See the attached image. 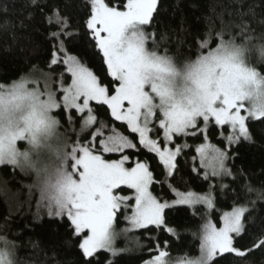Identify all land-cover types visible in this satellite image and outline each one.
<instances>
[{
  "label": "snow or ice",
  "instance_id": "6c2138e0",
  "mask_svg": "<svg viewBox=\"0 0 264 264\" xmlns=\"http://www.w3.org/2000/svg\"><path fill=\"white\" fill-rule=\"evenodd\" d=\"M30 2L41 11L47 31L48 72L33 66L9 84L0 83V166L33 177L25 187L38 195V208L67 222L66 243L78 253L76 264H101L104 253L126 252L116 241L131 232L158 230L178 238L167 210L215 209L218 197L229 190L231 210L215 223L203 218L193 233L197 254L172 258L168 241L153 244L156 238L149 235V259L143 264H256L257 255L264 256V222L248 224V204L256 201L238 204L237 190L211 182L225 177L236 182L227 166L236 158L233 148L254 142L251 125L264 124V33L257 35L245 22L247 13H240L237 24L221 20L218 30L210 23L185 48L187 33L160 31L155 23L159 0H87L82 26L72 22L67 5L45 13L47 4ZM85 36L103 61L108 83L73 52ZM250 56L259 58V67ZM60 66L65 71L53 75ZM94 103L106 106L127 134L101 122ZM209 129H216L224 147L208 142ZM190 136L204 140L192 158L198 177L204 170L208 188L203 193L180 191L175 184L177 157L191 147L177 141ZM144 151L152 154L164 181L157 179L149 159L140 158ZM165 183L174 199L153 194L155 184ZM241 187L254 191L247 183ZM258 199L264 201V193ZM17 248L15 240L0 235V264H16Z\"/></svg>",
  "mask_w": 264,
  "mask_h": 264
},
{
  "label": "trees",
  "instance_id": "16d2710c",
  "mask_svg": "<svg viewBox=\"0 0 264 264\" xmlns=\"http://www.w3.org/2000/svg\"><path fill=\"white\" fill-rule=\"evenodd\" d=\"M39 2L41 5L47 4L48 7L43 9L45 13L56 6L67 5V12L75 25L82 26L87 19V0H39ZM118 2L119 0H113L114 4ZM241 12L247 13L244 20L255 29L257 35L264 33V0H159L155 23L160 25V31L168 29L182 34L187 33L189 44L185 45V48H188L193 38L209 30L210 23L214 24L217 30L221 26V20L225 25L240 23ZM80 31L84 32L83 27ZM192 50L195 51V48L193 47ZM73 52L80 55L85 64L104 83L109 82L103 61L86 36L78 42V47ZM49 54L50 44L41 11L32 7L30 0H0V83L9 84L29 73L33 66L48 72ZM249 61L259 67L258 57L250 56ZM63 71H65L63 66L57 67L53 75L58 76ZM36 74L40 75V72H35L34 75ZM92 106L101 122L127 134V130L121 127L119 122L112 121L106 106L95 103ZM251 132L254 142H244L238 147L234 146L233 154L236 158L227 162V166L236 174V182H232V177H225L223 181L214 178L211 182L217 186L222 182L230 185V189L237 190L239 196L235 202L238 204L256 201L254 206L248 204L252 209L248 224L254 219L255 223L260 225L264 222V201L258 199V194L264 193V124L253 123ZM208 137L212 144L224 147L219 141L216 129H209ZM185 141L191 147L185 148L177 157L180 171L176 173L175 184L179 186L180 191L191 190L203 193L208 188V184L202 181L204 170H200V177L192 171L194 164L192 158L197 156L195 147L203 143V137L181 138L177 143H185ZM106 158L116 159L118 155L106 154ZM140 158L149 159L157 179L165 180V177L160 175V168L152 160V154L144 151L140 154ZM195 165L199 167L198 157ZM240 169L243 170L244 179L240 178L238 171ZM31 183L33 177L22 175L19 171L14 173L10 167L0 166V235L15 240L18 245L16 264H76L78 253L66 243L69 236L67 222L49 217L45 209L37 207L38 195L35 192L30 195L25 187ZM245 183L250 184L254 191L249 193L244 190L241 186ZM153 194L164 199L175 198L174 193L168 191L166 183L163 187L155 184ZM233 203L232 192L229 190L218 197L215 209L211 211H207L202 205H198L195 210L188 206L167 210L169 225L176 230L178 238L158 230L152 233L132 232L127 236H121L116 243L117 248L128 250L116 257L111 256L110 253L102 254L99 257L101 264H107L109 260L112 264H143V261L149 259L147 239L149 235L156 238L152 241L153 244L157 240L161 244L167 240L172 258H176L182 252H192L195 255L199 241L193 233L198 232L204 222L203 218L211 217L213 222H217L222 212L231 210ZM119 227L123 228L124 224L121 223ZM246 240L247 238L241 243ZM221 264H227V261H221ZM256 264H264V256L258 254Z\"/></svg>",
  "mask_w": 264,
  "mask_h": 264
},
{
  "label": "rangeland",
  "instance_id": "374dc122",
  "mask_svg": "<svg viewBox=\"0 0 264 264\" xmlns=\"http://www.w3.org/2000/svg\"><path fill=\"white\" fill-rule=\"evenodd\" d=\"M35 77H39V75L38 74H36V75H34ZM204 142V141H203ZM208 142L209 143H211V141L210 140H208ZM212 144V143H211ZM219 179V178H218ZM197 193H201V192H197ZM207 209V208H206ZM212 209H207V211H211ZM207 219H210V220H212V218L211 217H209V218H207ZM212 222H213V220H212ZM213 223H215V222H213ZM124 227H125V225H124ZM132 233V232H131ZM128 234H130V233H128ZM127 234V235H128ZM121 236H124V235H121ZM121 236L120 237H118V239H117V241L121 238ZM117 241H116V243H117Z\"/></svg>",
  "mask_w": 264,
  "mask_h": 264
}]
</instances>
